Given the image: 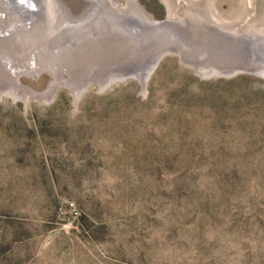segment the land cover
<instances>
[{
    "label": "rangeland",
    "instance_id": "1",
    "mask_svg": "<svg viewBox=\"0 0 264 264\" xmlns=\"http://www.w3.org/2000/svg\"><path fill=\"white\" fill-rule=\"evenodd\" d=\"M110 1L127 16L112 13L107 32L135 54L107 67L102 87L72 96L27 69L16 82L34 96L0 90V264H264V75L205 74L169 49L151 66L160 49L143 34L202 19L264 43V0ZM226 34L207 30L205 56L180 51L205 57L202 70L236 67L214 64L238 60ZM131 64L145 66L142 86L131 75L107 83Z\"/></svg>",
    "mask_w": 264,
    "mask_h": 264
},
{
    "label": "bare ground",
    "instance_id": "2",
    "mask_svg": "<svg viewBox=\"0 0 264 264\" xmlns=\"http://www.w3.org/2000/svg\"><path fill=\"white\" fill-rule=\"evenodd\" d=\"M112 2L113 1L110 0H0V90L4 88L9 89L11 90L10 93L17 95L20 98H26L27 95L34 96L33 90L26 87L27 83L23 84L26 88L22 89L18 86V82H16V80L19 81V76L24 82L27 81V73L24 72L27 71V69L33 70L36 74H39V72L41 74L44 73L47 76V82H50V80L57 77L53 82L59 81L60 85H64L69 89L72 96L74 93L77 95L81 86L88 82H94L97 85L101 84L102 87L104 82L102 83L101 81L106 79L104 78V70L107 67L116 66L118 63L122 64L124 60L130 58L129 56L135 54L132 52L133 50L123 51L121 48L122 44L119 42L122 37L120 33H118L117 36L113 32H110L113 35H110V33L107 32L109 25L113 22L109 21V19H113L111 17L112 13L127 16L126 13L112 5ZM103 12H105V15ZM27 18H29V20ZM168 19L170 18H167V20ZM135 20L143 25L141 19L137 18ZM173 20H169V22L164 25H158L151 21L154 26L168 27L164 32L163 29L155 28H150L149 31H143V34L148 33L145 35V38L151 43L157 45L156 50L160 49L152 55V58H154L160 51L169 49L177 53L178 57L185 63L193 65L196 71H201L205 74L209 71L214 72L215 70L209 68L202 70L198 65L203 63L205 57L203 60H199L200 57L198 56L199 59L197 61H194L195 59L193 60L194 57H192L189 59L190 62L185 59L183 55L184 52L182 51H186V47H192L193 50L189 49L186 52L195 51L199 55H207L206 53H209V49L206 48V46L211 45L212 43L211 38L207 35V30L209 28H217L223 33H228L232 36L229 40L231 42L230 49L234 55H238V60L228 63L227 61L221 60L222 58L219 59L215 56L216 61L214 64L216 66L225 64L229 66H239L242 62H245L242 61L247 56H245L244 53V44L242 43V46L235 45V37H238L239 39V37L242 38L241 36H236L234 32H230V30L219 25L210 26L207 22L202 21V19H192L190 20L193 22L191 24H184V22ZM124 21L129 27L128 30L141 36V34L135 32L136 30H131L132 27L130 28L129 26L131 23H128L126 20ZM173 23H175L177 28L180 27L181 30L189 31V29L193 28L194 31L190 34L191 39H194V41L196 39L198 42H192L190 41V38L187 39L184 36L182 39L178 34L171 32L172 29L170 28L176 29L171 27ZM53 28L57 33L51 31ZM99 31L102 32L103 35L100 38L94 37V34ZM197 32H200L199 36H197ZM244 32L248 33V31ZM193 35L195 36L192 38ZM111 36H115L114 39H110ZM129 38L132 41L131 35ZM134 39L139 40V37H135ZM213 42L217 43L218 41L215 42L213 40ZM245 42L248 43V41ZM65 43H70L69 47L66 48L71 49V52L69 51L66 55L62 53L60 49V46L65 45ZM166 44L168 46L175 45L176 49L173 50L170 49L171 47H165ZM217 44L212 47H217ZM263 44V41H255L252 45L254 46V52L258 54V57L261 58L262 61H264ZM182 45H184V48ZM54 49H57V52H54ZM251 49H253V47H251ZM198 50L200 52H198ZM204 50L207 51L204 52ZM146 53L148 52L146 51ZM108 58L114 61L110 62ZM227 59L232 60V58ZM116 61H118V63ZM251 63H247L246 66L251 69L252 72L259 75V65L261 62L258 63L259 65L253 63L256 67ZM96 67L100 68V74L98 76L95 72H92ZM143 67L140 68L131 64L130 67L122 69L121 72H118L117 74L115 73L114 75L116 77H111L110 79L108 77L109 80H107V83L116 80L119 76L131 75L139 80L142 86L143 81L141 76L145 74V72H143L145 71V68L143 69ZM49 68H53L51 69L52 74L50 73ZM62 71H66L68 79L61 76ZM216 71H218V69ZM72 73L74 74L71 75ZM49 74L53 78H51ZM70 76L72 77L71 79ZM95 80L98 81L99 84L95 82ZM48 92L49 90L46 89L45 92L38 95L42 98H48Z\"/></svg>",
    "mask_w": 264,
    "mask_h": 264
},
{
    "label": "water",
    "instance_id": "3",
    "mask_svg": "<svg viewBox=\"0 0 264 264\" xmlns=\"http://www.w3.org/2000/svg\"><path fill=\"white\" fill-rule=\"evenodd\" d=\"M169 20H173V19H168V20L165 19L163 21L154 22V23H156L158 25H160V24L164 25V24H167L169 22ZM228 30H230V32L231 31L234 32V34L236 36H241L246 41L250 40V42H248V43L243 45V48H244V51H245L244 52L245 56L246 55L247 56L242 61H245V62L244 63L242 62L239 66H236V67H233V68H228V69L223 70V71H221V70L220 71L219 70L216 71L215 70L214 72H211V75H215V76H219V77H229V76H233V75L238 74V73H248V74L249 73H254V72L251 71V69H249L246 66L247 63H251V62L256 63V64L261 62L260 65L258 64L259 65V69H260L259 73L264 75V72H263L264 71V66H263V62L264 61H262V59L258 57V54L256 52H254V46H252L255 41L256 42H258V41L261 42L263 40L261 38L259 39L258 34L254 33V32L248 31V33H245V32L235 33V31L233 29H228ZM260 32L263 34L264 30H261ZM182 47H184V45H182ZM251 47H253V49H251ZM165 51H168V50H163L161 52L163 53ZM158 57H159V54L154 57V59L151 62V66H152V64H154L157 61L156 59H158ZM181 61L184 62L183 60H181ZM188 65H190V64H188ZM190 66L192 68H194L193 65H190Z\"/></svg>",
    "mask_w": 264,
    "mask_h": 264
}]
</instances>
